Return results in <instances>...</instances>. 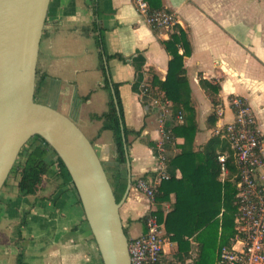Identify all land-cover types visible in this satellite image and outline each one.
Wrapping results in <instances>:
<instances>
[{"label": "crops", "instance_id": "crops-1", "mask_svg": "<svg viewBox=\"0 0 264 264\" xmlns=\"http://www.w3.org/2000/svg\"><path fill=\"white\" fill-rule=\"evenodd\" d=\"M162 2L164 10L172 12L177 24L186 30L191 43L185 68L194 120L187 121L185 111L184 124L191 126L188 135L194 152L216 146L221 153L227 145L232 154L229 143L215 131L234 120L230 104L234 96L250 103L264 135V0ZM98 31L103 33L101 47ZM171 32L152 27L138 11L136 0H51L40 42L38 102L58 109L79 125L111 179L116 180L120 173L128 182L131 172L132 186L121 207L130 239L146 232L145 215L150 207L157 209V204L138 190L137 181L154 174L157 158L153 147L160 137L157 113L146 108L134 89L137 69L132 59L138 55L145 59L144 81L151 84L154 76L165 80L172 56L164 41L170 39ZM113 54L128 62L106 59ZM102 60L111 85L120 83L126 126L141 132L128 135L124 162L120 161L114 133L104 128L101 118L110 100ZM202 79L220 86L216 101L202 86ZM216 137L219 141L213 145ZM176 138L172 160L186 142L185 134ZM175 175L180 179L182 171L177 169ZM174 202L175 194H171V201L164 204L165 214ZM161 224L167 241L161 264H208L201 258L195 237L180 248ZM218 251L215 264H219ZM0 264H103L75 185L57 162L51 165L38 194L20 197L15 174L1 190Z\"/></svg>", "mask_w": 264, "mask_h": 264}, {"label": "trees", "instance_id": "trees-1", "mask_svg": "<svg viewBox=\"0 0 264 264\" xmlns=\"http://www.w3.org/2000/svg\"><path fill=\"white\" fill-rule=\"evenodd\" d=\"M149 4V12L163 10L162 0H146ZM98 28H100L98 24ZM98 47L104 43L103 33L98 31ZM166 50L172 56L169 62L168 74L165 80L157 79L155 76L151 81L153 87L162 90L165 96L174 104V115L179 112L188 111L187 121L194 120V110L191 107V86L187 78L185 58L191 54V43L186 30L177 24L171 32L170 39L164 41ZM183 48L184 52L180 53ZM118 58L128 62V59L119 54L107 55L106 59ZM136 65L137 77L134 82V89L139 91L140 84L144 79L142 67L145 59L138 55L132 59ZM101 69L105 74L106 88L110 91L108 110L101 115L104 120V128L114 133L120 161L125 160V145L123 131L128 135L134 133L139 135L140 131L130 130L124 121V110L120 96V83H113L115 97L111 91V82L105 67L104 60ZM201 84L210 93L214 101L220 86L208 80L202 79ZM40 84L37 82L35 98L40 100ZM185 117V115H184ZM191 126L176 125L173 127L174 135L185 134L186 142L182 145V152L177 155L170 164L171 178L164 181L156 197L157 209L153 211L160 223H164L166 233L171 240L182 247L190 237H195L200 243L202 260L208 264H215L216 253L222 246L230 243L231 237L235 234V212L237 210V178L238 169L233 160L232 154L227 151V145L222 147L223 152L229 154L228 165L231 170L229 179L222 183L219 181L220 164L216 146L207 148L203 153L194 152L189 140L188 131ZM219 138L211 142L217 144ZM55 154V160L51 154ZM57 162L69 179L72 177L62 159L55 153L53 148L41 136L36 135L30 139L10 174L18 177V195L27 197L40 192L51 165ZM177 169L182 171V177L176 178ZM9 176V177H10ZM110 178V177H109ZM117 200L120 201L127 189V179L117 174V179H111ZM7 183V182H6ZM171 194H175V202L171 209L165 214V203L171 201ZM145 220V218H144ZM127 232V231H126ZM218 255V254H217Z\"/></svg>", "mask_w": 264, "mask_h": 264}, {"label": "water", "instance_id": "water-1", "mask_svg": "<svg viewBox=\"0 0 264 264\" xmlns=\"http://www.w3.org/2000/svg\"><path fill=\"white\" fill-rule=\"evenodd\" d=\"M50 1L0 0V192L26 144L41 136L72 177L103 264H132L130 238L121 217L132 186L131 172L118 201L107 170L84 131L68 115L35 98L40 42ZM123 139L127 153L124 131Z\"/></svg>", "mask_w": 264, "mask_h": 264}, {"label": "built area", "instance_id": "built-area-1", "mask_svg": "<svg viewBox=\"0 0 264 264\" xmlns=\"http://www.w3.org/2000/svg\"><path fill=\"white\" fill-rule=\"evenodd\" d=\"M139 12L146 16L154 28L173 31L177 25L175 15L168 10L149 12L146 0H136ZM142 103L157 113L160 137L153 149L157 158L154 174L138 179L137 188L152 204L164 181L171 178L172 150L176 147L173 127L185 122L183 112L174 115V104L158 87L142 81L139 87ZM234 120L217 128L215 133L226 139L237 166V199L235 234L230 243L218 251L219 264H264V135L250 103L241 96L230 100ZM229 154L218 155L220 179L226 182L231 174ZM152 207L145 215L146 232L130 239L129 251L132 264H161L166 237L162 224Z\"/></svg>", "mask_w": 264, "mask_h": 264}]
</instances>
